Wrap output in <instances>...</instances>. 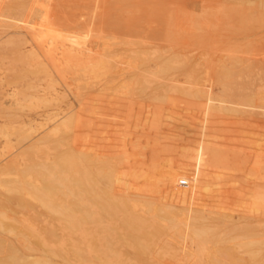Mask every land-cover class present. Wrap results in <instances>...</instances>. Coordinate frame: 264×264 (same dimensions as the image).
<instances>
[{
  "label": "rangeland",
  "instance_id": "374dc122",
  "mask_svg": "<svg viewBox=\"0 0 264 264\" xmlns=\"http://www.w3.org/2000/svg\"><path fill=\"white\" fill-rule=\"evenodd\" d=\"M262 2L0 0V76L5 80L0 102L7 106L10 92L19 90L23 101L15 110L22 112L10 130L29 135L26 142L16 131L0 135V164L40 133L55 138L67 129L68 143L61 147L80 142L93 154L91 164L100 166L90 165L92 173L110 176L113 184L104 185L111 200L129 203L144 220V230L151 223L160 228L156 239H147L149 244L154 239L152 248L169 240L175 246L188 244L197 228L208 254L205 264H264ZM186 20L197 23H182ZM12 41L19 42L18 48ZM69 114L84 116L73 132L60 122ZM1 192L8 193L0 186ZM13 203L0 210L8 220L5 227L14 225L12 218L21 221L14 225L18 231L3 228L0 233L19 247V228L24 234L30 225H60L34 200L24 208ZM120 209L105 220L112 229L101 238L115 247H132L140 223L124 224ZM93 238L97 245L99 236ZM32 246L33 253L44 249L41 243ZM224 251L230 257L224 258Z\"/></svg>",
  "mask_w": 264,
  "mask_h": 264
},
{
  "label": "bare ground",
  "instance_id": "6f19581e",
  "mask_svg": "<svg viewBox=\"0 0 264 264\" xmlns=\"http://www.w3.org/2000/svg\"><path fill=\"white\" fill-rule=\"evenodd\" d=\"M262 3L264 4V2H262ZM254 5H255V3H254ZM256 5H257V3H256ZM251 6H252V4L250 5V7ZM261 6H262V4H261ZM247 7H248V5H247ZM183 20H185V19H183ZM197 20L198 19H196V21ZM188 21L187 20H186V22L182 21V23H188V24H196L197 23V22L194 23L193 21H190V20H188ZM171 23H173V20ZM10 40H12V39L5 40V41L8 42ZM7 42H6V44H7ZM3 43H5V42H3ZM8 43L10 44L11 42H8ZM13 43H14V41H12V44ZM18 43L13 44V46L15 47V45H16V47H17V45H19ZM1 44H2V42H1ZM6 44H4L3 46L8 45V44L7 45ZM8 47H10V46L8 45ZM4 49H5V47H4ZM3 81H5V80H3ZM3 81H2V76H0V88L3 87V86H1ZM18 91L13 89L10 92V98H8L10 100L7 99V102H9L7 106L3 104L4 101L0 102V115L2 117H4V120L2 119L3 123L0 124V135H4L7 137V135L9 134V130L12 129L11 124H13V123H15V121L19 120L17 117H19L18 112L21 110H19L20 109L19 108L17 111V110H15V108L22 103L21 102L22 99L19 98L21 95H18L19 97L17 96V94H20V93H18ZM2 92H5V91H2ZM4 94L5 93H2V95H4ZM7 102H5V103H7ZM74 113L72 112L70 114H74ZM70 114H69L68 118H66V120L64 119L66 117L65 116L62 118L63 121H62V119H61V121L60 120H58V121H60L62 123H64V121H65L66 126H70L69 130L71 129V127H74V128L77 127L78 128V125H80L78 123V120L81 118V122H83L84 116L82 117L80 115L79 119H77L76 117H78L77 116L78 114L76 115V117L73 115H70ZM55 124H56V126L60 125L59 122H58V124H57V122ZM55 124H53V126ZM19 127L21 128V127H23V125L19 126ZM13 128H16V127H13ZM20 128H18V130H20ZM58 128H61V127H58ZM43 130H42V132H45ZM72 130L74 131L75 129H71L70 131H72ZM11 131L12 130H10V132ZM15 131H16V129H14V132ZM46 131H48V130H46ZM17 132H19L18 135L20 136L21 140L24 139L25 141L24 140L23 141L26 142V138L28 139V136H29V135L27 136L28 133L27 134L25 133L26 130L25 131H16L15 133H17ZM32 132H30V135L33 136ZM60 132H62L61 133L62 135H60V133H58L60 136L55 137V138H53L54 136L52 137V134H49L50 136L48 134H46L47 132H45L43 134L40 133L41 136H39L40 134L38 136L35 135V137L37 136L36 139L33 138L32 141L30 140L27 144L19 147L18 150H14L16 152L13 151L14 154L9 159H7L2 165L0 164L1 165L0 166V186L2 188H4V191L8 192L6 195L1 192L3 195H5V198H3L4 196L2 198L0 197V205L3 204L1 206V208H4L5 205H8V203H11V202H15L13 204L20 203L17 206L22 204L21 208H24L23 207L24 205H28V203L30 201L34 200L38 203V206H40L42 208V211L44 213H46L50 216H53L55 219L59 220V222H60L59 226L53 224V222L51 224V222H49L48 220H46V221H48L47 224H44L40 227L39 226L35 227L32 225L26 227V225L24 224L26 227V229H25L26 231L24 230L25 227L22 225L24 227L23 232L24 231L25 232L23 234L22 229H21L22 227L19 228V230L22 234L21 237L23 238L22 242L19 240L22 243V245H20L21 247H19L14 242H12L10 238H8L6 236H1V233H0V264H205V262H207L206 260L208 258L207 257L208 254L206 252L205 246H204L203 241H202L203 235H202V232H200V230H197V228H195V230L193 228V230H191V232L192 231L193 232L188 235V239H189L188 244L181 245V246L177 244L178 246H175V245H173V244H175L174 241L172 240L173 242L171 243V240H169L168 245H166V246L152 248L150 246V244L153 243L154 239L157 238L156 236L158 235V232L156 230L160 229V228L156 229V226H154L153 223H151L152 227L149 228L148 230H144V226H145V225H143L144 220L138 214L133 212L132 211L133 209L132 210L130 209L129 203H128V205H129L128 206L125 203V201L119 203L117 201L115 202V201L111 200L110 194L107 193V189L109 187L107 188L104 185V184H106V185L110 186L109 183L113 184L112 182H109L110 176L106 175L105 173H102V172H104V171L100 170V169H102V167L99 169L100 171H97L96 173L93 171L94 174L92 173V171L90 169V165H92L91 161H92V155L93 154L91 153V151L86 150L87 148H85V147L83 148L82 147L83 145L79 146L80 142L69 143L68 145L65 143V146H67V147L62 148L61 147L62 144L64 145V142L67 141L68 137L66 136V134H68L69 131L66 129V133H64L65 134L64 135L63 132H65V131H63L61 128ZM71 133H69V134H71ZM53 134H54V132H53ZM72 135H73V133H72ZM20 138L18 140V143L21 141ZM74 139L76 140V138H74ZM71 140L72 139H70L69 141H71ZM67 143H68V141H67ZM81 143L84 144L83 142H81ZM93 145H94V143H93ZM89 146H91V145H88L87 147L89 148ZM95 146H94V148L96 150ZM80 147H82V148H80ZM91 148H90V150H91ZM93 163H94V161H93ZM95 166L97 168L98 165L96 164V165H94V167ZM98 167H100V166H98ZM81 168H84V170L82 171ZM92 170H93V168H92ZM107 171H109V170L107 169L106 172ZM9 174H16V176L15 177L5 176V175H9ZM111 178L113 179V176ZM112 181H114V180H112ZM102 183H103V185H102ZM98 185H102L103 187H105V188H103L102 186H99L103 189L102 192L101 191L99 192V190H102L101 188L98 191L96 190V189H98ZM111 186H113V185H111ZM121 190H123V187ZM112 191H114V190H112ZM117 191H118V189H117ZM119 191H120V189H119ZM119 191H118V193H119ZM1 193H0V195H1ZM113 193L114 192H112V194ZM135 193H137V192H135ZM93 194H95V195H93ZM114 194H116V193H114ZM123 194H126V193H123ZM132 194H134V192ZM108 195L110 198L108 197ZM136 195L138 198L139 197L142 198V196H143L139 192ZM136 195H134V196H136ZM71 196H73V197H71ZM90 196H92L93 198L99 197L102 199L101 200L100 199L91 200ZM120 196H121V194H120ZM127 197L129 198V196H127ZM133 198H136V197H133ZM84 199H85V201H84ZM99 200L102 202H100ZM145 200H146V198H145ZM177 201H178L177 204H179V200H177ZM177 201H175V202H177ZM138 202H140V201H138ZM183 202L188 203L186 201H183ZM4 203H6V204H4ZM34 203H32V204H34ZM148 203H149V201L143 202V204H148ZM171 203H172V200H171ZM35 204H34V206H35ZM99 204L102 206L101 209H104V208L106 209V210L104 209L105 211H103V212L105 215H107V217L105 215L100 214V213H102V211L98 208V207H100ZM134 204H132V205L135 206ZM172 204L176 205L174 202ZM181 205H183V204L181 203ZM38 206H36V207H38ZM120 206L124 208V209H120L121 212H123V213H121L122 216H120V220H122L124 222V224L126 223V225L133 227L132 224L136 225L135 223H140V225H138L139 226L138 230L140 231L141 234L136 233V235H135V233H134V236H133L132 233H130L128 231V230H130V227L128 230L126 228V231L129 232L133 236L132 237V240H133L132 244L133 245H132V247H130L131 246L130 245L128 248H125L124 246L123 247L112 246V244L110 245V243H108V242L107 243L103 242L104 240L101 238L102 233L107 234L111 231L110 229H112L110 227L111 225L110 226L107 225L109 223V221L105 222V220H109L110 216H112V214H114V212L116 214L117 213L116 211H119V208H121ZM176 206H179V205H176ZM25 207H28V206H25ZM172 207H173V205H172ZM30 209H31V206H30ZM23 211L25 212V210H23ZM107 211H108V214H107ZM1 212L2 211L0 210V232H2L4 230L3 228H5V230H6V228H9L8 230H10V231L15 230L14 225L17 223L20 224L21 221L18 220L20 222H17V220L15 219L16 217L12 218L11 220L13 221V219H14L16 221V223L14 221V225H13V222H8V224L11 227H5L6 226L5 223L7 224L8 220L6 222L4 221L5 220L4 217L6 218V216L4 215L5 213H3L4 212L3 211L1 214ZM14 212H16V211H14ZM42 213H39V214H42ZM39 214H38V217H39ZM53 217H51L52 220H54ZM115 217H117V216H115ZM30 219H32V218H30ZM33 219H34V217H33ZM26 220H27V218H26ZM32 220H30V221H32ZM93 220L96 221L95 225H93V223H92V226L88 227L87 225H90V223L93 222ZM39 222H41V221H39ZM10 223H12V224H10ZM30 223L31 222H29L28 224H30ZM121 224H123V223H121ZM15 226L18 227L19 225H15ZM125 226H123L124 229H125ZM117 227H118V223H117ZM118 230H120V229H118ZM15 231H18V230H15ZM112 231H115V230L113 229ZM75 232L80 235L79 237H81V240H78L79 237L76 238L77 236H74V234H72ZM116 232H117V234H119V232L117 230H116ZM120 232L122 233V230ZM135 232H138V231L135 230ZM183 232L184 231H182V234L184 236L186 233L184 234ZM129 233H127L126 235H127V237H129V240H130L131 235L128 236ZM159 233H160V231H159ZM16 234L13 235L14 238L19 239V238H17L18 235H16ZM18 234H20V233L18 232ZM117 234H116V236H117ZM75 235H77V234H75ZM96 235L99 236V241H97L98 242L97 245L93 241V239H94L93 237ZM122 235H124V234L122 233ZM104 236L107 239L110 237V236L108 237L106 235H104ZM111 236L113 238V235H111ZM183 236L181 235V237H183ZM207 236L208 235H206L205 238ZM151 237H153V238L155 237V238L149 244L147 239L148 238L150 239ZM181 237H179V238H181ZM116 238H115V241H117ZM162 238H163V236H162ZM177 238H178V236H177ZM34 240H35V242H33ZM94 240H98V238L94 239ZM158 240H160V239L158 238ZM167 240L165 239L162 242H165V241L167 242ZM182 240H183V238L180 241L181 244L184 243V242H182ZM111 241H112V239H111ZM124 241H126L125 238H124ZM127 241H126V244L128 243ZM135 241H136V243H134ZM109 242H110V240H109ZM120 242H123V241H120ZM177 242H179V241H177ZM32 243H39V244L41 243L43 245L44 249L42 251H37V252L33 253L30 251V250H33V248H34L32 246ZM116 244H117V242H116ZM128 244L126 246H128ZM148 244L150 247L148 246ZM155 244H156V242H155ZM118 245H116V246H118ZM124 245H125V243H124ZM153 245L154 244H152V246ZM54 247H58V249H53ZM220 252H222V251H220ZM228 252L229 251H227V253ZM227 253L225 252L223 254H227ZM218 256H219V253H218ZM226 256H228V254L224 255V258ZM228 257H230V256H228ZM210 258H211V256H210ZM231 259H232V257H231ZM225 262H226V260H225ZM209 263H211V262H209Z\"/></svg>",
  "mask_w": 264,
  "mask_h": 264
},
{
  "label": "built area",
  "instance_id": "2783aa9c",
  "mask_svg": "<svg viewBox=\"0 0 264 264\" xmlns=\"http://www.w3.org/2000/svg\"><path fill=\"white\" fill-rule=\"evenodd\" d=\"M182 183H184V182H182Z\"/></svg>",
  "mask_w": 264,
  "mask_h": 264
}]
</instances>
